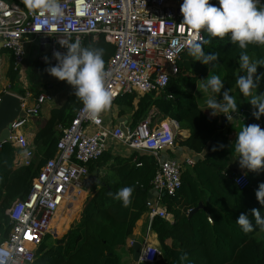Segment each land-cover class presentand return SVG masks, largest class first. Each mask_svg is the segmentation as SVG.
<instances>
[{"label": "trees", "instance_id": "1", "mask_svg": "<svg viewBox=\"0 0 264 264\" xmlns=\"http://www.w3.org/2000/svg\"><path fill=\"white\" fill-rule=\"evenodd\" d=\"M210 3L219 7V0H210ZM260 4L264 6V0H260ZM203 34L205 40L211 41L204 45L205 53L217 54L218 60L205 65L186 51L179 63V75L171 81L161 97L145 95L138 99L136 108V95H125L115 102L121 108L134 111L135 122L150 108H156L162 119L170 118L179 124L181 130L189 131V138L179 139L178 146L192 155H202L193 168H187L183 173L182 188L178 194L164 198L168 212L175 216L174 224L160 217L152 221L150 229L157 235L162 252L156 264H264V230L256 225L251 213L252 209H258L264 217V205L256 197L259 185L264 183V171L245 169L250 185L243 190L237 187L229 166L238 133L231 141V132H225L228 123H221L225 113L213 116L206 103L209 98L222 101L224 91H230L235 96L236 80L245 74L239 69L241 50L238 45L232 44L230 37L221 40L210 37L206 31ZM86 42L87 47L104 49L103 59L107 65L114 54V47L103 37L97 40L89 38ZM247 51L255 61L264 59V46L249 45ZM4 53L6 51H1V54ZM12 65L11 61L6 73L9 92L21 96L30 93L33 98L48 92L49 86L44 82L53 78L47 71L53 66H42L29 57V85L23 89ZM263 74L264 66H258L257 76ZM209 75H218L224 83L220 94L213 93L211 89L204 90ZM81 106L73 88L64 105L52 109L50 117L36 134L34 143L39 153L31 166H18L20 151L10 143L3 145L0 151V243L8 237L11 229L6 211L16 201L27 199L32 182L46 162L56 155L62 134L60 127L68 126ZM261 118L257 120L253 114L247 115L241 129L245 125L259 124ZM136 157L137 161H134ZM138 164L142 166L138 167ZM100 169L105 170L104 176L97 178L92 185V194L84 202L80 219L66 233L77 218L85 195H80L73 202L72 209L58 218L63 219L65 230L55 223L54 231L58 236L66 234L50 247L45 241L35 264H123L118 251L128 246L137 224L147 213L146 204L152 196L156 161L149 155L114 154L108 151L91 167V173ZM124 187L133 189L128 207L114 199L115 194ZM200 203L205 209L189 217V212ZM242 213L252 221L254 231L245 233L236 223ZM209 218L213 224L209 223ZM169 240H172L171 245L167 244ZM129 252L134 254L132 246ZM184 254L187 259L182 261L180 257Z\"/></svg>", "mask_w": 264, "mask_h": 264}, {"label": "built area", "instance_id": "2", "mask_svg": "<svg viewBox=\"0 0 264 264\" xmlns=\"http://www.w3.org/2000/svg\"><path fill=\"white\" fill-rule=\"evenodd\" d=\"M63 16L53 19L26 7L23 0L8 3L0 0V46L12 58L13 70L18 73L23 89L28 88V47L38 44L40 52L35 60L42 66H56L54 53L67 54L65 45L79 42L87 47V39L103 37L115 49L106 68L112 76L107 87L115 93L113 103L125 95H136L137 100L148 94L161 97L169 84L180 73V62L195 34L183 23L181 8L169 5V0H60ZM201 31L198 41H205ZM21 102L25 117H17L10 125L8 141L20 151L17 165L29 167L36 154L22 132L31 117L40 114L43 106L52 101L47 94L33 98L6 91ZM32 101V104L30 102ZM66 127H60L61 137L54 158L42 167L25 201H16L6 211L10 221L7 244L14 252L17 264H35L46 239L58 237L54 231L56 220L72 209L73 202L90 192L91 167L108 152L119 154L122 147L130 154L149 155L156 161L152 181V198L146 207L151 218L160 217L167 222L173 216L159 207L165 197H175L182 188L183 173L193 168L202 155L186 153L182 159H162L163 153H175L179 148V124L162 119L154 108L137 122L109 118L103 113L92 120L82 111ZM255 110L241 109L227 113L223 123L236 120L245 122ZM107 120H110L107 122ZM264 129V116L259 121ZM136 157L134 161H137ZM138 164V167H141ZM241 190L250 185L246 171L233 174ZM86 200V199H85ZM83 201L81 208L85 202ZM81 210V209H80ZM209 222L212 220L209 218ZM31 237L30 239L28 237ZM162 256L158 247L144 244L138 264H156ZM143 257V260H141Z\"/></svg>", "mask_w": 264, "mask_h": 264}, {"label": "clouds", "instance_id": "3", "mask_svg": "<svg viewBox=\"0 0 264 264\" xmlns=\"http://www.w3.org/2000/svg\"><path fill=\"white\" fill-rule=\"evenodd\" d=\"M26 7L38 11L41 15L49 14L56 19L63 16L60 0H23ZM183 23L180 27H187L195 34L190 44H187L188 55L196 61L209 65L218 60L217 54L205 53L204 45L211 41H198L201 31H206L210 37L223 40L230 37L232 44L238 45L240 51L239 69L244 72L236 80V86L244 97H252L249 103L256 111L253 116L259 120L264 116V94L253 95L261 77L257 76L258 66H264V59L253 61L248 53L249 45L264 46V6L260 0H219V7L210 3V0H183L181 5ZM67 54L55 52L58 61L56 66L50 67L49 74L61 82L66 81L75 89V96L83 104L82 111L92 120H98L101 113L112 107L115 93L107 87L112 76L106 68L104 49L82 47L79 42L65 45ZM224 83L218 75H209L205 80L204 90L211 89L220 94ZM207 107L213 116L218 113H235L238 106L230 91L223 92V100L209 98ZM227 118L231 119L230 116ZM223 147V145H221ZM234 151L239 154L241 168L251 172L264 171V129L259 124L245 125L239 132L234 145ZM216 149L214 148L213 151ZM133 189L124 187L114 196L122 201L124 207L131 204ZM109 195H112L109 193ZM260 204L264 205V183H261L256 192ZM256 225L264 230V217L258 209L251 210ZM245 233L254 231L253 223L245 214L236 220ZM180 259L186 260L184 254ZM143 260V257H141ZM0 264H17V259L10 247L0 244Z\"/></svg>", "mask_w": 264, "mask_h": 264}, {"label": "crops", "instance_id": "4", "mask_svg": "<svg viewBox=\"0 0 264 264\" xmlns=\"http://www.w3.org/2000/svg\"><path fill=\"white\" fill-rule=\"evenodd\" d=\"M183 3V0H169V5L174 7V8H181V5ZM40 49V47L38 48ZM38 49H35L36 52ZM1 51H4L2 49H0V58L1 56L3 57H8L9 58V61H10V64H11V61H12V58L11 56L6 52L4 54H1ZM40 52V51H39ZM38 52V53H39ZM37 53V54H38ZM37 54L33 57V59L36 58ZM252 60L255 61L254 57H252ZM28 60H29V55H28ZM10 67V65H9ZM9 70V69H8ZM8 72V71H7ZM6 77V75H5ZM7 79V78H6ZM49 80V79H48ZM8 81V80H7ZM47 86H49V90L48 92H46L47 95H50L52 97V100H53V95H52V89H53V86L51 85H48L47 84V80L44 82ZM8 84H9V81H8ZM2 88V87H1ZM6 91H9V90H5V91H0V95L4 94ZM69 97V96H68ZM67 97V98H68ZM66 98V100H67ZM235 101H241L243 99H247V97H244L243 94L239 91V89L237 88L235 90ZM66 102V101H65ZM30 104H32V101L30 102ZM137 104H138V100L136 99L135 102H134V105H135V108L137 107ZM46 105V104H45ZM45 105L43 107H45ZM62 107V106H61ZM43 109V108H42ZM156 109V108H155ZM241 109H243L241 107ZM128 109H125V108H121L120 107V110L118 112V116L117 118L114 120V123H116V120H117V123L118 122H121V121H126V120H129V121H133L134 118H133V114H134V111L132 110H128ZM157 110V109H156ZM249 110V109H248ZM52 111V110H51ZM50 111V113H51ZM158 111V110H157ZM41 114H42V111H40V114L36 117H31L28 119V122L26 123V125L24 126L22 132L26 135L27 139L29 140V143L31 144L32 148L34 149L35 151V154L37 155L39 152H38V147L35 145L34 143V140L36 138V134L37 132L43 127V125L45 124L46 120H42L41 118ZM226 115V114H225ZM49 117H50V114H49ZM223 119H224V116L221 118V123H223ZM110 120H107V122H109ZM135 122V121H134ZM137 123V122H135ZM241 123L242 121L241 120H236V121H233V122H229L227 124V126L225 127V132H228L230 131L231 133L229 134V139L232 141L236 136H237V133L240 131L241 129ZM180 128V127H179ZM179 135L182 137L181 140H186L189 138L190 136V133L189 131H185V130H181L179 131ZM186 153H189L186 149L184 148H181L179 147L175 153H165L162 155V159L164 160H167V159H182V157L186 154ZM125 154V153H124ZM127 155V154H125ZM130 155V153L128 154ZM239 159H240V156L237 155V159H235L234 161H231L230 162V166H229V170H230V173L232 174H237V173H234L236 172L237 170H240L238 173H240L241 171H245L244 168H241L240 166V163H239ZM164 199L162 201V203H160L159 207L163 210H166L168 212V209H167V206L166 204L164 203ZM84 205V204H83ZM205 208V206H204ZM204 210V209H203ZM191 212V211H190ZM189 212V213H190ZM169 213V212H168ZM173 216V221L172 222H168L170 224H174L175 222V216L174 214L172 213H169ZM154 218H151L150 214L147 213L142 217L141 221H139V223L137 224V227L136 229L134 230V234H133V237L129 240L128 242V246L121 249V250H124V249H127L128 252H129V247L130 246H133L134 243L138 242V243H141V244H146V245H150V246H155V247H158L160 250H161V245H160V242L158 241V237L155 233H153L150 229V226L152 224V221H153ZM211 219V218H210ZM212 220V219H211ZM209 221V219H208ZM210 224H213V220L212 222H209ZM57 239V238H56ZM55 239V240H56ZM131 244V245H130ZM168 245H171L172 244V240H169L167 242ZM125 258H126V264H138L135 262L134 260V254L132 255L130 252L128 253V255H124ZM122 260V259H121ZM123 263V262H122Z\"/></svg>", "mask_w": 264, "mask_h": 264}, {"label": "rangeland", "instance_id": "5", "mask_svg": "<svg viewBox=\"0 0 264 264\" xmlns=\"http://www.w3.org/2000/svg\"><path fill=\"white\" fill-rule=\"evenodd\" d=\"M38 44H34V45H30L28 47V51H29V57L30 58H33L39 51L40 49H38ZM35 49H38L37 52ZM9 65H10V61H9V58L8 57H3L1 56L0 58V91H5V90H9V84H8V81L5 77L8 69H9ZM27 66H28V62H27ZM261 77L260 81H259V84H258V87L256 90H253V95L257 94V95H261V94H264V74L259 76ZM47 84L48 85H51L53 86V89H52V95H53V100L52 101H49L46 103L45 107H43V109L41 110L42 111V114H41V118L42 120H46L49 118V114H50V111L54 108H59L61 106L64 105L65 101H66V98L71 94L72 90H73V87L71 85H69L66 81L64 82H61L59 81L58 79H56L55 77L53 78H50L49 80H47ZM22 86V84H21ZM2 87V88H1ZM23 88V86H22ZM251 96L250 97H247V99H243L241 101H236L237 103V106H238V111L241 110V107L245 110H255L253 108V106L249 103V101L251 100ZM120 107L118 104L116 103H113L112 104V107L110 109H108L107 111L104 112V114L106 116H109V118H112V117H117L118 116V112L120 110ZM123 108V107H122ZM247 108V109H246ZM128 111V110H127ZM179 139H182V137L179 135L178 136ZM118 151L121 152V153H125V154H129V151L122 148V147H117ZM165 154V153H163ZM235 159H237V153L233 150H231V159H230V162L231 161H234ZM105 170H99V172H97L96 170L94 171V174L92 175V178L90 180V192L87 196V198L92 194L91 192V188H92V185L97 182V180L99 178H101L102 176H104V172ZM240 170H237L235 173L238 174ZM97 172V173H96ZM98 178V179H97ZM86 196H84L85 198ZM86 198V199H87ZM86 201V200H85ZM84 206V205H83ZM83 206L81 208V210L79 211L78 213V216L77 218L73 221V223L70 225V228L68 229V231L66 233H68L71 229V227L80 219V214L83 210ZM63 221V219H61ZM65 233V234H66ZM65 234H63L62 236H58L56 240H59L61 239ZM56 240L50 236L46 239V245H48V247H50V245H53L56 243ZM131 245V244H130ZM128 250L127 249H124V250H119L118 251V254L120 255L121 259H122V262L123 264H126V258H125V254L128 255Z\"/></svg>", "mask_w": 264, "mask_h": 264}, {"label": "water", "instance_id": "6", "mask_svg": "<svg viewBox=\"0 0 264 264\" xmlns=\"http://www.w3.org/2000/svg\"><path fill=\"white\" fill-rule=\"evenodd\" d=\"M0 49H2L1 46ZM17 117H25V113L21 108L20 100L16 96L5 94L2 97V102L0 104V143L8 141L10 136L9 125ZM149 198L151 199L152 196H150ZM203 209H205L204 205L200 203L196 209L192 210L189 213V217H192L195 213ZM143 247L144 245L138 242L134 243L132 246L134 251V260L136 263L139 262Z\"/></svg>", "mask_w": 264, "mask_h": 264}, {"label": "bare ground", "instance_id": "7", "mask_svg": "<svg viewBox=\"0 0 264 264\" xmlns=\"http://www.w3.org/2000/svg\"><path fill=\"white\" fill-rule=\"evenodd\" d=\"M81 195H85V196H86L85 193H82ZM84 199H86V197H85ZM84 199H83V200H84ZM55 223H57V225L61 226L62 230H65V226L62 225V221H61V220L57 219ZM54 225H55V224H54ZM56 235H57V234H56Z\"/></svg>", "mask_w": 264, "mask_h": 264}, {"label": "snow or ice", "instance_id": "8", "mask_svg": "<svg viewBox=\"0 0 264 264\" xmlns=\"http://www.w3.org/2000/svg\"><path fill=\"white\" fill-rule=\"evenodd\" d=\"M180 31H184V28H183V27H181V28H180ZM28 238L30 239L31 237L29 236Z\"/></svg>", "mask_w": 264, "mask_h": 264}]
</instances>
